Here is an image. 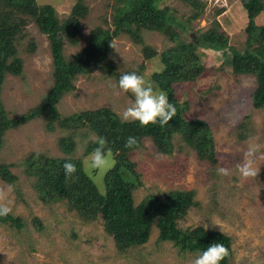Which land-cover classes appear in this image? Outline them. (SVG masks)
<instances>
[{
  "label": "rangeland",
  "instance_id": "1",
  "mask_svg": "<svg viewBox=\"0 0 264 264\" xmlns=\"http://www.w3.org/2000/svg\"><path fill=\"white\" fill-rule=\"evenodd\" d=\"M38 2L52 5L58 14L65 17L72 12L78 0ZM84 2L89 7V15L82 20V31L87 38L97 26L108 28L106 23L112 22L117 1ZM204 2L207 5L202 17L191 24L192 36L198 31L208 30L217 19L221 30L230 35L231 45L244 50L248 15L241 0ZM158 3L161 8L168 6L175 10L181 22H186L190 15V9L180 0H158ZM256 22L259 26L264 25V13ZM31 39L37 49L30 54L26 46ZM146 40L159 53L174 45L159 33L146 35ZM24 43L21 56L25 63V78L9 76L3 93L5 106L13 116L37 106L54 83L53 57L47 36L31 24ZM80 49L66 43L67 59L73 60ZM111 56L122 73L137 69L144 63L142 46L124 34L115 39ZM203 60L208 69L205 79L197 84L178 85L177 95L189 102V119H202L210 125L218 162L202 161L196 152L187 147L180 149L178 144L173 154L158 155L161 153L153 140L145 139L143 147L130 155L140 176L139 187L133 193L134 201L139 205L149 195L162 198L171 191H193L197 205L189 210L180 227L204 228L207 224V230L229 236L234 251L230 264H264V159L258 160L261 170L255 179L242 181L236 167L250 140L261 146L258 156H264V109H256L252 103L257 81L254 76L233 75L229 52L210 54ZM162 68L157 56L147 62L141 72L146 80L153 83L152 75ZM75 84L76 90L65 95L58 104L62 117L110 109L120 118V113L134 99L123 92L116 95L118 89L114 90L113 85L118 82L107 78L99 69L88 77H80ZM44 125L42 121H35L8 132L0 152V163L10 165L19 179L9 194L11 215L20 216L25 222V228L18 233L0 223V264H192L197 254H184L172 243L160 242L156 226L147 244L121 253L114 240L106 235L101 221L86 223L76 212H69L62 205L42 203L33 187L34 180L25 173L24 159L31 153L65 157L59 140L73 135L76 148L71 157L83 162L88 155V144L96 140L88 129H57L50 133ZM54 126L58 127L57 124ZM219 167L230 169L231 175H219ZM86 170L102 189L101 181L106 171ZM7 186L0 180V188L6 189ZM37 220L41 222V228Z\"/></svg>",
  "mask_w": 264,
  "mask_h": 264
},
{
  "label": "trees",
  "instance_id": "2",
  "mask_svg": "<svg viewBox=\"0 0 264 264\" xmlns=\"http://www.w3.org/2000/svg\"><path fill=\"white\" fill-rule=\"evenodd\" d=\"M116 1L112 22L106 23L108 28L97 26L86 38L82 20L89 15V7L84 5V0H78L65 17L52 5H42L38 0H0V152L8 132L35 121H42L50 133L57 129H88L96 138L105 137L116 163L103 174L102 189L86 168L81 169L82 160L71 157L76 148L73 135L59 140L65 157L55 158L43 153L28 155L23 162L25 173L34 180L33 187L40 201L62 205L69 212H76L86 223L101 221L106 235L114 240L121 253L147 244L156 226L159 241L172 243L184 254H199L214 242L223 243L229 249V256L222 264H230L234 251L229 236L203 227H180L189 210L197 205L193 191H171L162 198L149 195L139 205L135 204L133 193L139 187L140 176L130 155L150 138L161 154H173L178 144L180 149L187 147L196 152L202 161L218 162L210 125L202 119H189V102L177 95L178 85L197 84L205 79L208 69L203 58L210 54L229 52L235 77L256 78L253 107L264 109V25L259 26L256 22L264 13V0H241L248 15L244 50L231 45L230 35L221 30L217 19L208 30L192 36L191 24L202 17L207 5L204 0H180L190 9L186 22H181L172 8H161L158 0ZM31 24H35L50 42L54 83L37 106L13 116L5 106L3 93L9 76L25 78L21 49ZM154 33L165 36L174 45L159 53L146 40V35ZM123 34L141 45L144 54V63L140 67L124 73L111 56L115 39ZM66 43L81 48L73 60H68L65 55ZM26 47L30 54L37 49L33 39ZM157 56L163 68L152 75L153 83L158 90L167 93L169 102L176 107V115L168 125L141 127L138 122H123L110 109L61 116L58 104L65 95L76 90L75 83L80 77H88L99 69L107 78L118 82L125 73L142 75V68ZM129 137L137 140L133 148L125 146ZM95 147V142L89 143L87 154ZM69 160L77 165L78 172L75 178L66 179L63 164ZM0 180L15 186L19 179L10 165L0 163ZM0 223L14 228L16 233L25 228L24 219L11 214L0 218ZM37 224L42 227L39 220Z\"/></svg>",
  "mask_w": 264,
  "mask_h": 264
},
{
  "label": "clouds",
  "instance_id": "3",
  "mask_svg": "<svg viewBox=\"0 0 264 264\" xmlns=\"http://www.w3.org/2000/svg\"><path fill=\"white\" fill-rule=\"evenodd\" d=\"M116 95L120 92L130 94L133 101L123 109L120 118L123 122H138L141 127L159 125L161 128L168 125L176 115V107L169 102L168 95L162 90L154 87L151 81L144 78L143 75L136 72L125 73L120 76L117 85H113ZM27 90V89H26ZM96 147L88 153L81 164V169L88 168L94 172H104L116 163L111 149L108 147V141L105 137H97ZM137 145L134 137H129L126 142L127 148H133ZM260 145L253 141L248 142L247 148L243 152L242 160L237 164V170L242 181L255 179L259 176L261 168L258 160L264 159V156H258ZM162 155V154H158ZM66 179L75 178L78 168L70 160L63 164ZM219 175H231L230 169L219 167ZM14 191V186L9 184L7 188H0V218H6L12 213L10 207L9 194ZM214 226L220 225L211 220ZM205 230L208 225H204ZM229 256V249L223 243L214 242L206 250L197 254L192 264H222Z\"/></svg>",
  "mask_w": 264,
  "mask_h": 264
}]
</instances>
